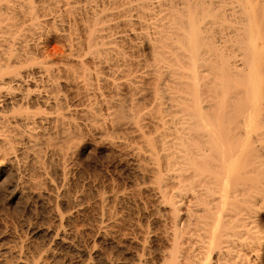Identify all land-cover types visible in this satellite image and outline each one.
Wrapping results in <instances>:
<instances>
[{"label": "bare ground", "instance_id": "bare-ground-1", "mask_svg": "<svg viewBox=\"0 0 264 264\" xmlns=\"http://www.w3.org/2000/svg\"><path fill=\"white\" fill-rule=\"evenodd\" d=\"M45 33L68 55L54 59L34 42ZM77 47L92 54V74ZM126 48L147 50L155 66L135 69ZM79 78L112 93L85 94L86 115L109 120L94 133H127L109 145L139 170L133 190L79 181ZM147 79L148 103L125 99ZM0 189L48 214L39 225H0V264H263L264 0H0ZM120 234L126 263L84 240L109 246Z\"/></svg>", "mask_w": 264, "mask_h": 264}, {"label": "rangeland", "instance_id": "rangeland-1", "mask_svg": "<svg viewBox=\"0 0 264 264\" xmlns=\"http://www.w3.org/2000/svg\"><path fill=\"white\" fill-rule=\"evenodd\" d=\"M50 28V27H49ZM51 30V29H50ZM49 29H45V32L47 31H50ZM53 30V29H52ZM45 34H47V33H45ZM44 35V34H43ZM46 36V37H45ZM45 36H42V37H44V38H42L41 37V40H40V42H39V40H38V38H35V37H33L35 40H34V42L36 43V41L38 42V43H36V44H38L40 47H41V45H45V46H47L46 47V49H48V52L50 51V53H53L52 55L54 56V59L56 58V59H62L63 57L62 56H67L68 55V52H67V47H66V43L65 42H58V41H55V40H53V39H51V36L50 35H45ZM48 36H50V37H48ZM49 38V39H48ZM39 43H42L41 45L39 44ZM63 47V48H62ZM66 47V48H65ZM54 49V50H53ZM62 49H64V50H62ZM82 49V48H81ZM142 48H140L139 50H130V49H123L124 50V52H125V57H124V59H127L128 61H131V62H133L134 61V63L135 64H137V63H139L141 66H137L136 65V68L135 69H138L137 67H139V70H140V72H143L144 70L146 71V69H151L152 67H151V65H152V63L154 64V60L153 59H151V57H150V54L147 52V50H145V49H142ZM77 53L79 52V47H77ZM82 50H85V49H82ZM121 52H122V49H119ZM139 51V52H138ZM60 52V53H59ZM66 53V54H65ZM80 55H81V57L82 56H85L86 57V55L88 54L89 56H91V58H92V54H89V53H87V54H85L86 53V51H84V53H82V51L80 50ZM123 53V52H122ZM58 54H60V55H58ZM84 54V55H83ZM124 54V53H123ZM80 55L79 54H77V56L79 57H77V60L78 59H80ZM89 56H87L86 58H87V60H85L86 58H84L83 57V61L85 60V62L86 63H88L89 61H90V59L88 60V57ZM127 57V58H126ZM90 58V57H89ZM133 60V61H132ZM153 60V61H152ZM57 61H59V60H57ZM140 61V62H139ZM145 62V63H144ZM134 63H132L133 65H134ZM151 63V64H150ZM165 63V62H164ZM90 64H91V62H90ZM89 63L88 64H86V68H89L90 69V71H91V74L94 72L93 71V66H92V64L90 65ZM138 64V65H139ZM162 65H164V66H167L166 64H163L162 63ZM154 66H155V64H154ZM133 67H135V66H132L131 67V69L132 70H135ZM140 67H141V69H140ZM105 72V73H104ZM102 71V73H98V76H100V77H103L104 76V78H106L105 76H107L106 74H108V73H106V72H108V71ZM93 77V75L91 76V78ZM109 78V77H108ZM110 80H111V77L109 78ZM83 80V79H82ZM82 80L79 78V80H77L78 81V83H77V125H78V127H79V135H81V138H80V136H79V141L77 142L78 144H80V146H82V147H84V151H83V153H81L79 156H78V158H77V160L79 161V162H77L76 161V163L78 164V163H80L79 165H75V168H78V169H76V171L77 170H79L80 169V171L82 170V172H79V171H77V174H78V172L80 173L78 176H79V179L80 178H82V175H83V178H84V180H83V178L82 179H80L79 181H83V183H85L86 182V184H90V185H88L89 186V188H92V189H97V186L98 187H100V188H98V191L99 192H101L102 190H104V189H109V187H110V189H111V187L112 188H114V187H116V188H114V189H116V190H118V189H120V188H124L125 190H128V189H130V188H132V190H133V188H135V186L136 185H134V186H132L134 183H136V180L137 179H140V173H137L139 170H137V169H135V168H137V167H135V164H133V162L131 163V159L128 157V156H126V154H123V151H120L119 149L117 150V148L116 147H110V145H109V142L110 143H115V142H118L119 141V139L121 138H125V135L127 134L124 130H122V131H120V130H114L113 131V128H110V125H105V126H107V131H106V134L104 133V134H102V136L98 133V131L97 132H95L94 133V130H92V128H94V127H98L100 124H110L109 123V120H107V122H106V120H102V121H105V122H102L101 120V122H97V121H95V123H94V120L93 121H91L90 119H91V116H89V115H86L87 114V110L90 108L91 109V105H92V102L93 101H88V100H86L85 99V94H87L89 97L91 96H93V99H94V95H96V92H98V94L100 95V94H103L104 95V97L105 98H107V99H109L110 98V96L112 95V93H111V95H110V90H109V87H105V86H102V87H98L99 86V84L98 85H95V80H94V78H92V80H94V81H92L91 79V81H89V82H92L91 84H89V87L91 86V85H93V83H94V87L92 86V88L90 89L89 87H88V89L82 84ZM148 80V79H147ZM147 80H146V84H144V86H142V88L144 89H142L141 88V90H143V91H139V93L137 94V92L135 93H130V98H129V94H127L126 96H128V97H125V99L127 98L128 100H132V99H137L138 97H140V98H143V97H147V94L149 95L150 94V91H149V89L150 88H152V85H153V83H151L149 80H150V78H149V80H148V82H147ZM80 83H81V85H80ZM150 83V84H149ZM97 84V83H96ZM101 84V83H100ZM81 87V88H80ZM96 87V88H95ZM99 88V89H98ZM101 88V89H100ZM84 89V90H83ZM96 89H98V90H96ZM104 89V90H103ZM146 89H147V91H146ZM86 90L88 91V92H86ZM90 90H92V91H90ZM94 90H95V92H94ZM102 90V91H101ZM151 90V89H150ZM149 91V92H148ZM83 92V93H82ZM85 92V93H84ZM147 92V93H146ZM91 95H90V94ZM93 93V94H92ZM146 95H145V94ZM97 94V95H98ZM133 94H134V96H133ZM136 94V95H135ZM139 94H142L141 96L139 95ZM82 95H83V97L84 98H82ZM96 95V97L95 98H97L98 99V97L99 96H97ZM76 96V95H75ZM74 96V97H75ZM81 96V97H80ZM132 98V99H131ZM82 99H85V101L84 100H82ZM92 99V100H93ZM123 99H124V97H123ZM126 99V100H127ZM145 99V98H144ZM148 97H147V103H148ZM75 99H73V101H74ZM142 100V99H141ZM140 100V101H141ZM87 101V102H86ZM144 101H146V100H143V102L141 101V104L143 103L144 105L146 104V102H144ZM90 104H89V103ZM140 103V102H139ZM89 104V105H88ZM94 104V103H93ZM141 104H138L137 103V106L136 107H141L142 105ZM139 105H141V106H139ZM143 105V106H144ZM98 106L100 107L101 105H99L98 104ZM142 106V107H143ZM102 108H103V106H102ZM89 109V110H90ZM149 108L147 107V110H148ZM143 111H146L145 109L143 110ZM142 111V112H143ZM85 112V113H84ZM84 113V114H83ZM81 114V115H80ZM102 115H104L103 117H101ZM106 113L103 111L102 113H101V116H100V118H102V119H105L106 118ZM86 118V119H85ZM88 118V119H87ZM146 121H148L147 119L143 122L144 124H146V125H148V126H154V125H152V123L149 125ZM80 122V123H79ZM87 122V123H86ZM149 122V121H148ZM92 123V124H91ZM98 123H99V125H98ZM150 123V122H149ZM85 125V126H84ZM90 126H93V127H90ZM99 127H101V126H99ZM88 128V129H87ZM110 128V129H109ZM150 129H151V127H149ZM90 131V132H89ZM89 132V133H88ZM92 132V133H91ZM110 132H113V133H110ZM128 132V131H127ZM120 133H121V135H120ZM126 133V134H125ZM83 134V135H82ZM113 134H115V135H113ZM122 134H123V136H122ZM95 136V137H94ZM104 136V137H103ZM119 136V137H118ZM93 137V138H92ZM118 137V138H117ZM104 138V139H103ZM107 139V140H106ZM123 140V139H122ZM80 142V143H79ZM95 142V143H94ZM125 153V152H124ZM127 158V159H126ZM85 170V171H84ZM137 171V172H136ZM86 172V173H85ZM81 173H82V175H81ZM131 173V174H130ZM137 173V174H136ZM138 174H139V176H138ZM81 175V176H80ZM91 175L93 176V177H91ZM89 176V177H88ZM136 176H138V177H136ZM98 177V178H97ZM88 178L91 180V181H94L95 182V184H94V182L92 183V182H90V180L88 181ZM96 178H97V180H99V181H96ZM137 178V179H136ZM93 179V180H92ZM86 180V181H85ZM100 180H101V183H100ZM81 181V182H82ZM106 181V182H105ZM138 181H140V180H137V183H138ZM97 182H99V183H97ZM113 182V183H112ZM104 184V186L102 187L101 186V184ZM107 183V184H106ZM136 183V184H137ZM96 186H94V185ZM102 184V185H103ZM112 185V186H111ZM119 185V186H118ZM91 186V187H90ZM109 186V187H108ZM114 186V187H113ZM126 186V187H125ZM130 186V187H129ZM132 186V187H131ZM105 187V188H104ZM103 188V189H102ZM118 188V189H117ZM127 188V189H126ZM99 189H102L101 191L99 190ZM122 189H120V190H122ZM119 190V191H120ZM131 190V189H130ZM5 196H4V195ZM4 196V197H3ZM2 198V199H1ZM28 199V200H27ZM35 198H33V197H31V196H29V197H26L24 200H26V201H24V200H22V201H19V202H17V204L15 203H12V202H10L9 200H8V198H7V195L5 194V193H3L2 192V190L0 189V220L2 221V219H3V221L1 222L0 221V225H2V224H7V225H9L10 227H13L14 228V225H16V226H19V225H21L23 222H25L26 224L27 223H35V224H41V223H46L48 220H47V218H44V217H47L46 216V208H45V205H43L42 203L40 204V202L37 200V199H35ZM33 200V201H32ZM32 201V202H31ZM4 202V203H3ZM23 202H26V203H23ZM9 203V204H8ZM23 203V204H22ZM8 204V205H7ZM20 204V205H19ZM22 204V205H21ZM28 204V205H27ZM34 207H33V206ZM22 206V207H21ZM6 208V209H5ZM17 208V209H16ZM22 208H23V211H21L22 210ZM29 208V209H28ZM34 208V209H33ZM8 209V210H7ZM12 209V210H11ZM20 209V210H19ZM39 209H42V210H39ZM32 210V211H31ZM92 209L91 208H89L88 210H87V212H86V214H85V212H84V214H85V216H87L86 218L84 217V215L83 216H81V217H79L78 218V221H77V223H79L80 221L82 222H84V219H85V222H87L89 219H92V217L94 216V214L92 213V212H90ZM4 211V212H3ZM9 211V212H8ZM34 211V212H33ZM20 212H21V214H20ZM41 212V213H40ZM127 212V210H125V213ZM133 212V211H132ZM135 212V211H134ZM142 212V211H141ZM12 215H11V214ZM28 215H27V214ZM37 213H38V215H37ZM40 213V214H39ZM130 213H131V211H130ZM136 213V212H135ZM135 213H133L134 215H131L130 217L131 218H133L134 216H135ZM5 214V215H4ZM92 214H93V216H92ZM138 214V213H137ZM136 214V215H137ZM141 213H139L138 215H140ZM3 215V216H2ZM48 215V214H47ZM2 216V217H1ZM15 216V217H14ZM38 216H39V218H38ZM88 216H91V218L89 217L88 218ZM6 217V218H5ZM9 217V218H8ZM18 217V218H17ZM26 217V218H25ZM42 217H43V219H42ZM84 217V218H83ZM136 217H138V216H136ZM15 218V219H14ZM83 220H82V219ZM88 218V219H87ZM135 218V217H134ZM7 219L9 220V221H7ZM13 219V220H12ZM21 219V220H20ZM24 221H23V220ZM87 219V220H86ZM139 219H140V216H139ZM30 220V221H29ZM45 220H46V222H45ZM145 219L144 218H142L141 217V223H143L144 222V225H146L145 224V222H146V220L144 221ZM14 221H16V222H14ZM23 221V222H22ZM28 221V222H27ZM44 221V222H43ZM5 222V223H4ZM38 222V223H37ZM80 222V223H81ZM84 222V223H85ZM9 223V224H8ZM79 223V226L81 225V224H83V223H81L80 224ZM18 224V225H17ZM85 225H86V223H85ZM143 225V224H142ZM16 226H15V228H16ZM77 225H75V227H76ZM78 226V227H79ZM82 226V225H81ZM87 227V226H86ZM82 228V227H81ZM78 229V228H77ZM86 229V228H85ZM18 231H21V232H18ZM24 232H23V234H19V233H22V230H20V229H17V233L19 234V236H18V234H17V236L18 237H20V235H21V240H26V242L28 243V244H30L31 246H34V245H38V244H42V238L41 237H38L37 239L34 237H32L31 236V234L30 235H26V233H25V230H23ZM25 233V234H24ZM88 233V232H87ZM125 233H127V232H125ZM89 234V236H91L90 235V233H88ZM124 234V233H123ZM26 235V236H25ZM29 236V237H28ZM26 239H25V238ZM88 237V236H87ZM87 237H84V240L86 241V242H88V243H90V244H92V243H94V244H97L96 246H98L100 249H101V247H102V249H104V250H106V251H108L109 249H110V251L109 252H113V253H115L116 252V257L118 256V258L119 259H123L124 258V260H125V263H126V260L128 261L129 259H130V249H131V247H129L130 245L129 244H127V245H129L128 246V248H127V245H126V243H128V241H126V243H125V241H123V239H120V238H122L121 237V234H120V237H119V235H118V237H116L115 238V243H113L112 245H107L106 246V244H104L102 241H101V239L100 238H98L97 239V237L95 236V235H92V237H91V239L88 237V239H87ZM94 237V239L92 240V238ZM33 238V239H32ZM119 240H118V239ZM28 239H30V240H28ZM34 239H36V240H34ZM41 240V241H40ZM118 240V241H117ZM122 240V241H121ZM38 241V242H37ZM91 241H93V242H91ZM40 242V243H39ZM121 242V244L122 245H117L118 243H120ZM32 243V244H31ZM103 243V244H102ZM34 244V245H33ZM247 244V243H246ZM101 245H104V246H101ZM115 245H117L118 246V249H117V246L115 247ZM126 245V246H125ZM101 246V247H100ZM111 246V247H110ZM115 248H114V247ZM123 246H124V248H123ZM242 246V247H241ZM243 246H244V248H243ZM247 248H248V245L246 246ZM246 247H245V245H243V243H241V245H240V247L239 248H243L242 250H240V251H242L241 253L243 254L244 252V255H245V257H249L250 255H249V253H248V250L246 249ZM106 248V249H105ZM130 248V249H129ZM239 248H238V251H239ZM101 249V250H102ZM124 249V250H123ZM128 249V250H127ZM103 251V250H102ZM124 253V254H123ZM118 254V255H117ZM234 254V253H233ZM129 255V256H128ZM121 257V258H120ZM249 261H251L252 263L251 264H253V261H252V257L250 256L249 258H247ZM73 260V259H72ZM75 260L76 259H74V261H72V263L73 262H75ZM124 260H122V261H124ZM130 261V260H129ZM128 261V262H129ZM128 262H127V264H128ZM130 263V262H129ZM74 264V263H73ZM263 264H264V256H263Z\"/></svg>", "mask_w": 264, "mask_h": 264}]
</instances>
